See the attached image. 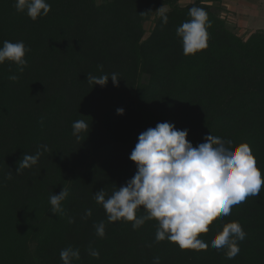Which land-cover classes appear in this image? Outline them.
Masks as SVG:
<instances>
[{
	"label": "trees",
	"instance_id": "trees-1",
	"mask_svg": "<svg viewBox=\"0 0 264 264\" xmlns=\"http://www.w3.org/2000/svg\"><path fill=\"white\" fill-rule=\"evenodd\" d=\"M182 1L47 0L49 14L32 21L16 11V0H0V47L8 40L31 49L22 73L12 62L0 64V264H62L69 246L80 250L73 264H153L157 256L161 264H264V186L209 225L199 237L209 247L201 251L157 243L156 220L135 230L131 222L109 223L94 200L134 176L129 157L138 136L160 122L187 129L194 147L210 134L248 143L264 179V30L243 38L215 5L222 0ZM194 6L211 21L208 47L186 55L176 30ZM112 73L116 86L111 78L103 87L87 81ZM81 119L89 131L77 140L72 124ZM40 145L49 150L18 175L23 155ZM62 188L70 193L65 212L54 215L49 197ZM144 214L141 207L137 215ZM101 221L104 238L94 227ZM233 221L246 237L227 259L211 239Z\"/></svg>",
	"mask_w": 264,
	"mask_h": 264
},
{
	"label": "clouds",
	"instance_id": "clouds-1",
	"mask_svg": "<svg viewBox=\"0 0 264 264\" xmlns=\"http://www.w3.org/2000/svg\"><path fill=\"white\" fill-rule=\"evenodd\" d=\"M18 13H25L32 20L45 17L51 11L47 0H16ZM191 17L177 28V36L182 39L184 53L195 54L208 47V28L211 27L208 13L201 7H191ZM162 25L168 24V16L162 14ZM31 49L23 41L5 40L0 47V64L5 61L14 63L19 72L27 66L26 53ZM102 70V65L98 66ZM12 81L18 76L8 77ZM109 78L113 85H118V75L112 73L100 77L87 75V81L101 87L106 86ZM118 115L124 114L118 108ZM73 135L80 139L82 132L89 131L85 120L72 124ZM188 130H178L174 124L160 122L138 136V142L131 152L130 160L137 166L134 176L124 186L116 187L110 196L103 189L94 193V200L102 205L109 223L116 221L131 222L133 229H139L147 221L156 220L155 234L157 243L169 241L181 250H207L209 244L199 238L209 231V225L217 218L231 214L233 206L246 201L250 196H258L264 179L257 167V160L250 145L246 142L233 146L231 139H224L212 134L204 137L197 146L187 139ZM42 149V150H41ZM47 145H40L34 155L25 153L18 163L17 174L26 168L37 165ZM11 179V173L6 177ZM70 195L62 188L59 194L49 197L51 213L63 215L62 202ZM143 208L146 214L137 215ZM92 215V210L85 212V218ZM69 223H74L69 218ZM96 235L104 238L105 222L94 225ZM246 237V232L238 221L227 223L222 231L211 239V247L225 250L227 259H234L240 252L239 242ZM88 253L99 259V251L89 248ZM62 264H73L80 259V250L71 246L60 252ZM153 264H161L160 257H155Z\"/></svg>",
	"mask_w": 264,
	"mask_h": 264
},
{
	"label": "crops",
	"instance_id": "crops-1",
	"mask_svg": "<svg viewBox=\"0 0 264 264\" xmlns=\"http://www.w3.org/2000/svg\"><path fill=\"white\" fill-rule=\"evenodd\" d=\"M215 5L222 6V15L239 36L247 38L256 30H264V0H222Z\"/></svg>",
	"mask_w": 264,
	"mask_h": 264
},
{
	"label": "rangeland",
	"instance_id": "rangeland-1",
	"mask_svg": "<svg viewBox=\"0 0 264 264\" xmlns=\"http://www.w3.org/2000/svg\"><path fill=\"white\" fill-rule=\"evenodd\" d=\"M195 0H183L180 4L182 6H185V5H188L192 2H194ZM147 31L149 32L151 30V28L153 27V22H148L146 25H145ZM243 30H246L247 31V28H244Z\"/></svg>",
	"mask_w": 264,
	"mask_h": 264
}]
</instances>
